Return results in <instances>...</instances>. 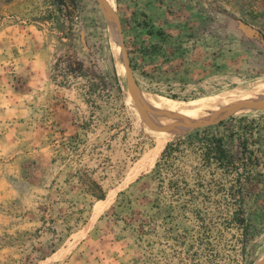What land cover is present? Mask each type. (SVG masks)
I'll use <instances>...</instances> for the list:
<instances>
[{"label":"rangeland","instance_id":"374dc122","mask_svg":"<svg viewBox=\"0 0 264 264\" xmlns=\"http://www.w3.org/2000/svg\"><path fill=\"white\" fill-rule=\"evenodd\" d=\"M105 4L80 0L66 19L50 0H0V264H256L264 108L160 135L139 124L132 100L189 101L264 79V0H112L123 40L156 48L130 74ZM68 56L82 64L75 73ZM207 125L245 156L201 166L182 147L173 178L193 194L170 200L168 177L152 168L167 143ZM159 140L154 163L126 181Z\"/></svg>","mask_w":264,"mask_h":264},{"label":"bare ground","instance_id":"6f19581e","mask_svg":"<svg viewBox=\"0 0 264 264\" xmlns=\"http://www.w3.org/2000/svg\"><path fill=\"white\" fill-rule=\"evenodd\" d=\"M111 1L112 0H106L105 4L108 7V17L110 21L109 34L113 39L116 31H118V41L121 52L119 28L116 30ZM99 3L101 4V0H99ZM115 62L119 71V59L117 56ZM122 64L123 66L121 69L124 67L123 69L126 71L125 62L122 61ZM125 91L126 96L129 97L128 90ZM132 101L137 105L139 124L151 131L163 135L181 130L193 122H206L218 118L243 106L259 105L264 108V79L252 80L251 82L227 87L216 92L214 95L191 99L189 101L162 99L148 95H140L137 99L133 98ZM157 142L153 151L136 163L128 174L126 181L133 180L138 174L154 163L157 154L163 147L162 141L159 140ZM100 210V204L96 205L93 209V216H96ZM256 264H264V252Z\"/></svg>","mask_w":264,"mask_h":264},{"label":"trees","instance_id":"16d2710c","mask_svg":"<svg viewBox=\"0 0 264 264\" xmlns=\"http://www.w3.org/2000/svg\"><path fill=\"white\" fill-rule=\"evenodd\" d=\"M79 2L80 0H50V4L54 5V9L57 11L58 15L65 17L66 19H70L76 14ZM56 25L63 26L64 23L56 22ZM158 32L162 33L161 31ZM123 46L131 72L146 64L145 62L147 59H149L150 62H153V53L156 50L155 46H148L144 42L137 40H132L129 43H126V41L123 40ZM61 62L67 73H75L82 65L78 60L73 59L70 56L62 59ZM156 68L157 67L154 66L153 70L155 71ZM143 72L144 71H142V74H144ZM111 81L117 82L115 72L113 73ZM218 124H222V121H219ZM214 126L207 125L202 129L196 128L195 131L187 133L184 137H178V139L171 141L175 138L174 137L169 140L171 142L167 143L163 148L160 157L152 168V172H154V177L158 178L160 183L165 176L168 177L167 187L171 190L170 200L178 194L179 190H183L186 195L193 194L189 189L185 177H182L181 179H179L180 177L173 178L176 174L182 172L175 165V161L177 160L182 163L184 162L182 160V153H184L182 147H187L191 152L197 153L201 166H206L214 162L217 167L225 166L226 168H231L234 167V164H232L233 162L239 160L243 155L245 156L247 148L244 145V147L241 146L239 141L233 142L231 139H224L222 136H218L214 133L209 136L211 128ZM187 130L188 128L180 132L177 136L184 134ZM183 202L187 201L184 200ZM262 208L264 212V207ZM257 209L258 206L256 207V210Z\"/></svg>","mask_w":264,"mask_h":264},{"label":"water","instance_id":"95a60500","mask_svg":"<svg viewBox=\"0 0 264 264\" xmlns=\"http://www.w3.org/2000/svg\"><path fill=\"white\" fill-rule=\"evenodd\" d=\"M119 35H120V45H121L122 53H123V56H124V62H125V66H126V71H127L128 74H130L131 70H130V68L128 66V63H127V57H126L124 46H123L122 33H121L120 30H119Z\"/></svg>","mask_w":264,"mask_h":264}]
</instances>
